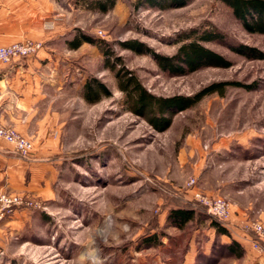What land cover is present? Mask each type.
Listing matches in <instances>:
<instances>
[{"label": "rangeland", "instance_id": "374dc122", "mask_svg": "<svg viewBox=\"0 0 264 264\" xmlns=\"http://www.w3.org/2000/svg\"><path fill=\"white\" fill-rule=\"evenodd\" d=\"M91 1L59 0L62 9L47 19L58 35L50 44L58 68L33 119V130L45 138H30L0 119L53 168L45 194H23L36 206L17 207L15 222L0 226V264H181L197 230L195 261L204 252L206 232L215 230L201 219L205 209L195 192L224 199L230 209L227 225L233 226L227 228L229 240H248L252 247L257 235L244 227L264 226V59H249L230 45L264 52V36L246 32L221 0H188L164 9L115 0L107 12L90 8ZM78 30L107 42L103 49L110 54L86 42L70 49L67 41ZM211 30L222 33L223 41L203 44L229 60V67L170 75L151 54L172 56L180 37ZM36 34L0 46L32 41L42 49L43 38ZM123 70L165 98L190 96L214 82L253 88L229 84L223 94H208L155 125L127 109L116 78ZM93 78L111 94L90 103L83 97L84 84ZM192 201L197 218L185 231L166 224L171 207ZM215 239L222 241L216 230ZM216 257L214 264H259L246 252L240 258Z\"/></svg>", "mask_w": 264, "mask_h": 264}, {"label": "crops", "instance_id": "0c3cea01", "mask_svg": "<svg viewBox=\"0 0 264 264\" xmlns=\"http://www.w3.org/2000/svg\"><path fill=\"white\" fill-rule=\"evenodd\" d=\"M61 9L59 0H0V45L36 33L43 38L44 42L43 48L31 56L18 58L9 63H0V119L30 138L36 135L37 138L43 136L42 132L36 133L33 130L35 127L33 119L45 105L46 90L52 86L58 68V56L50 46L53 42L51 38L58 35H54L53 32L56 31L47 26V19L51 20L54 11ZM52 170V162L48 158L36 152L23 158L10 143L0 142V191L28 196L45 194L49 187ZM16 211L8 216L11 220L6 217L0 222V226L15 222V216L19 215ZM225 227L233 228L232 224H226ZM177 229L183 232L186 227ZM196 231L189 233L192 241L189 242V248L181 264H194V258L199 249L196 243ZM235 233L240 236L238 232ZM206 234L207 237L203 239L200 246L205 254L210 251L215 230L209 228ZM220 237L222 242L229 241L227 235ZM239 242L244 247L248 258L252 256L251 258H257L255 262L264 264V251L256 250L258 253L255 254L251 251L250 241ZM254 259H252L253 262Z\"/></svg>", "mask_w": 264, "mask_h": 264}, {"label": "trees", "instance_id": "16d2710c", "mask_svg": "<svg viewBox=\"0 0 264 264\" xmlns=\"http://www.w3.org/2000/svg\"><path fill=\"white\" fill-rule=\"evenodd\" d=\"M187 1L188 0H139V3L164 9L171 6H182L186 4ZM221 1L231 9L232 14L241 22L246 32L264 36V0ZM114 3L115 0H92L88 6H90V8H96L101 12H107L113 7ZM91 5L93 6L91 7ZM194 32L180 37L177 51L172 56H161L151 53L161 70L170 75H183L209 66L226 68L231 65L229 60L203 44L209 41H223L224 35L222 33L211 30L203 31L198 35H192ZM190 36H193L192 39L189 38ZM83 42L96 45L98 48H101V51H103L105 55L110 54L108 48L103 49L105 46L108 47L109 44L107 42L80 30L77 31L72 39L67 41V45L70 49H77ZM121 46L122 48L129 47L136 50L134 45L131 44H121ZM230 46L232 50L249 59H264V52L257 48L241 44ZM107 66L110 69L114 68V65L110 63ZM116 78L119 89L124 93L127 109L130 112L142 115L155 125L160 119L167 121V117H165L167 114L190 108L208 94L214 92L223 94L225 87L229 84L243 86L246 89L253 88V86L249 84L240 85L239 83L214 82L190 96L176 95L165 98L148 92L140 83L137 76L131 71L123 70V73L116 72ZM110 94L106 86L97 79L93 78L92 81H86L84 84L83 97L87 102H98L102 97L110 96ZM196 205L197 204L192 201L187 204L180 203L171 207L166 216V224L179 229L187 227L188 224L197 218ZM202 207L205 211L201 208V219L209 220L210 225L215 228L218 236H229L230 233L225 227V224L211 214L206 213V208L203 205ZM154 236V233L150 235L151 238H154ZM147 244L150 245L153 244V242L147 241ZM244 253V247L235 239H231L228 242L217 241L215 239L212 242L210 251L206 254H204V252L199 253L198 256L200 257L196 258L194 264H214L217 260L216 256L222 257L229 255L240 258Z\"/></svg>", "mask_w": 264, "mask_h": 264}, {"label": "built area", "instance_id": "2783aa9c", "mask_svg": "<svg viewBox=\"0 0 264 264\" xmlns=\"http://www.w3.org/2000/svg\"><path fill=\"white\" fill-rule=\"evenodd\" d=\"M42 47L39 42L27 41L25 43H12L0 46V63H9L15 59L27 57L35 54ZM0 141L10 143L14 150L23 158L31 154L32 145L21 134L11 127H6L0 122ZM195 182L191 179L190 184ZM194 199L202 204L207 212L222 221L225 225L230 221L229 204L218 196H208L201 192L194 193ZM34 207L35 201L28 199L20 193L0 191V220L11 215L17 207ZM251 229L258 239H252L251 245L257 251H264V226L259 222H252L244 227Z\"/></svg>", "mask_w": 264, "mask_h": 264}]
</instances>
